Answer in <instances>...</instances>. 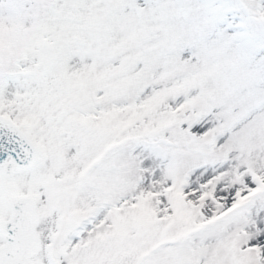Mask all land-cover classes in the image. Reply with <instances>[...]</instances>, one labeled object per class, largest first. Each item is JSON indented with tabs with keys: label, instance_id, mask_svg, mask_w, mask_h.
Instances as JSON below:
<instances>
[{
	"label": "snow or ice",
	"instance_id": "snow-or-ice-1",
	"mask_svg": "<svg viewBox=\"0 0 264 264\" xmlns=\"http://www.w3.org/2000/svg\"><path fill=\"white\" fill-rule=\"evenodd\" d=\"M0 264H264V0H0Z\"/></svg>",
	"mask_w": 264,
	"mask_h": 264
}]
</instances>
